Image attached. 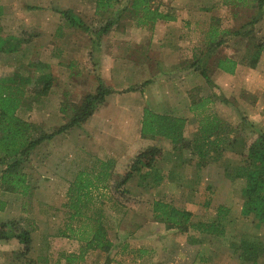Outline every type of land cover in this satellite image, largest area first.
<instances>
[{
  "label": "crops",
  "instance_id": "0c3cea01",
  "mask_svg": "<svg viewBox=\"0 0 264 264\" xmlns=\"http://www.w3.org/2000/svg\"><path fill=\"white\" fill-rule=\"evenodd\" d=\"M45 1L58 14L64 11L61 0ZM25 4L18 11L32 16L34 12H28ZM150 6L172 18L145 25L129 23L119 33L111 26L84 36L83 30L61 15L55 18L57 13L51 11L41 27L39 23L32 27L33 32H41L40 38L61 44L60 59L64 55L70 61L60 69L61 78L39 94L25 90L15 106L14 119L28 125L30 140L51 135L78 117L85 98L96 92L98 79L110 92L89 117L42 141L28 157L16 153L15 160L12 156L0 161V226L14 222L30 240L26 254H21L20 240H0V264L113 263L108 259L113 246L98 250L87 243L98 221L105 244L116 228L115 216L123 220L121 215L136 214L137 208L117 205L110 188L134 158L146 151H153L155 159L133 172L123 185L128 196L139 198L140 204H151L149 220L142 215V221L122 231L132 239L122 252L137 253L138 264L152 255V249L157 251L150 228L159 224L162 233H179L176 227L156 219L154 202L190 213L192 222L200 219L198 214L207 204L227 208L224 221L241 214L245 181L226 171L240 165L235 156L243 151L242 138L230 135L228 125L246 123L264 135V46L259 41L264 35L255 32L264 20H258L262 17L258 16V3L151 0ZM5 13L0 5V60H10L6 68L0 65V81L16 77L19 86V48L24 41L18 37L19 19ZM8 26L16 32L6 33ZM70 36H78L81 45L69 46ZM33 41L28 43L31 50ZM86 50L90 66L85 63L79 68L71 61L70 51L86 55ZM29 54L32 60L35 52ZM45 75L51 79L49 72ZM213 117L222 124L211 138L222 142L218 149L210 148L200 132ZM201 141L207 144L198 147ZM22 159L26 164L13 167L6 176L8 166ZM82 173L93 182V189L88 193V209L76 216L71 208L75 197L69 190ZM148 193L155 195L151 201L146 198ZM179 239H169L173 242L171 254L182 247ZM186 247L192 257L178 264H244L239 251L231 246L212 249L197 239ZM99 257L104 259L96 260Z\"/></svg>",
  "mask_w": 264,
  "mask_h": 264
},
{
  "label": "rangeland",
  "instance_id": "374dc122",
  "mask_svg": "<svg viewBox=\"0 0 264 264\" xmlns=\"http://www.w3.org/2000/svg\"><path fill=\"white\" fill-rule=\"evenodd\" d=\"M62 3V9L64 11H70V13L80 21L82 26L84 27L82 33L84 34H91V33H97L101 32L103 30V27L107 26L108 23H112V26L115 27V29H118L119 31H122L123 27H125L126 24L129 23H137L138 16L134 14L132 10L128 8V4L130 0H126L125 2H121L120 0H112V7L111 9H95V1L96 0H61ZM27 3V9L28 12H34L32 13V16H22V12L18 11V7L22 8V3ZM262 7H264V0L262 1ZM0 5H3L6 9L5 15H7L8 18H11V16L17 17L19 19V28H18V37L20 40H23L24 43L20 44L19 48V75L22 77V79H28L27 84L25 83V90H29L33 93H42L43 85H45V81L43 82V78L38 79L40 75L47 74L48 72L51 74V80L49 83H52L54 79L61 78L59 77V71L60 69H64L69 63L70 60L67 61L66 57L63 55V58L60 59L61 54L64 51L60 50L61 44L52 45L49 43V41L46 38H40L41 32L39 30H35L33 32L32 27L36 26V24H43L46 19V15L48 12H55L56 10L50 9V7L46 6L47 2H43V0H0ZM43 5L45 8H43ZM41 10L42 12H36ZM62 11V12H64ZM60 14H56L55 18H57ZM23 17V18H22ZM6 18V19H8ZM10 20V19H8ZM258 20H264V13H262V17ZM109 24V25H110ZM111 27V26H110ZM81 31V30H80ZM15 28L7 27L6 33H15ZM255 32H258V35H264V25L260 24L257 26ZM84 34V36H85ZM73 35V33H72ZM32 39V45L33 49L31 50L28 46L29 40ZM69 43L71 47L76 48L77 46L81 45V40L78 36H70L68 37ZM85 40V39H83ZM261 42V45L264 46V39H259ZM50 46H52V50L50 51ZM63 46V45H62ZM54 47V48H53ZM33 51L35 52L33 59L31 60L28 58L30 56L29 52ZM57 51V52H56ZM68 51V50H66ZM65 51V52H66ZM73 52L72 56H74V59L70 58L72 62H74L77 67H83L85 63L88 64V56H89V50H86V55L79 53V51H70ZM69 55L71 57V54L66 53V55ZM15 56V59H17V56ZM51 56V57H50ZM3 62V63H2ZM10 60H0V65H3L4 68H6V64H9ZM12 64L14 63V60L11 61ZM31 64H29V63ZM27 63L29 65H27ZM47 63H49V67H47ZM90 66V63L88 64V67ZM82 69V68H81ZM17 78L16 77H8L7 79L0 81V140L3 142H7L8 148L6 153L3 151L4 147L2 149V152L0 150L1 155L5 156H12L14 152L17 151L18 146H20L21 141L27 139V131H19L16 130V120L14 119V112H15V105L17 103H21L19 100L20 97L15 92H10L8 90L3 89L1 86L9 87L10 85L14 90H17L19 87L17 86ZM21 80V78H20ZM6 82H9L7 84ZM13 84V86H12ZM48 85V84H47ZM11 90V88L9 87ZM24 92V91H23ZM24 96V93H23ZM7 129V130H6ZM228 132H230V135L238 134L242 138V152H246L247 148L254 142V140L258 137V133L254 132L249 124L246 123H240L237 125H228ZM232 139V138H228ZM234 157V156H233ZM236 162L239 161L241 165H243L242 157L237 154L235 156ZM21 163L24 165L26 164V160L22 159ZM131 166V165H130ZM130 166L128 169H126L124 172L120 173L117 177L115 182L120 183L125 175L129 173ZM234 169H228L226 171V174L228 176H232ZM241 188V185L240 187ZM125 192V188L121 187L117 194H115L116 201L118 202L117 205L123 207L122 205H128L132 208H137L138 210L135 211L136 214H130L129 216L121 215L123 216V220H119V216H115V221L113 220L114 228L113 231H110V244L112 247L111 252L109 253L108 259L114 261L111 264H138L136 258L138 257L137 253H127L122 252L124 246L129 247V240L127 239L125 234L122 231H128L129 224L136 223L137 221H142L143 217L142 215H146V218H150V206L151 204L146 201L144 204H140L139 198H132L128 196V198H122L123 193ZM121 193V194H120ZM155 195L152 193H148L146 198L151 201L152 198H154ZM123 203V204H122ZM210 203V202H209ZM207 204L204 209L200 210V213L198 216L200 217L199 220H196L197 222H210L213 220L216 208L210 207V205ZM140 212V213H138ZM241 213V212H240ZM109 217H111L109 215ZM114 217V216H113ZM126 218V219H125ZM110 222V221H109ZM120 223V224H119ZM116 224H119V226ZM128 225V226H126ZM159 224L156 226H153V228H150L149 231L152 236L151 238L157 240L156 242L152 243L155 244L154 248L157 249V251H154L152 249V255L150 257H147L145 261L141 264H178L180 261H188V259H191L192 254L189 253L187 250L188 247H186L188 244V240L193 238L194 240H204L206 244L210 245L212 249H228L230 246H240L241 244L245 245H253L255 246V249H257V257L264 256V218L263 220H259L258 218H254L251 216L245 217L241 214H238L234 219L232 220H225L223 221L224 225V235L220 237H212L207 235H200L197 232L193 231H182L179 230V233H175V230L172 231V233H162L160 231L161 228L158 227ZM154 227L157 228V230L154 229ZM161 233V234H157ZM164 236V237H163ZM173 236L180 238V244H182V247L178 248L175 253L171 254V249L173 248V242L170 238ZM242 238V239H241ZM134 243V242H133ZM109 247V248H111ZM183 248V249H182ZM170 249V251H169ZM101 259L104 258H97L96 260L101 261ZM88 260V259H87ZM95 260V259H94ZM261 261V260H259ZM247 264V263H244Z\"/></svg>",
  "mask_w": 264,
  "mask_h": 264
},
{
  "label": "trees",
  "instance_id": "16d2710c",
  "mask_svg": "<svg viewBox=\"0 0 264 264\" xmlns=\"http://www.w3.org/2000/svg\"><path fill=\"white\" fill-rule=\"evenodd\" d=\"M259 6V15L264 13V7H262L263 0H255ZM117 2V0H115ZM151 0H130L128 4V8L134 12L136 16L139 15L137 24L138 25H145L149 22H155L157 20H169L172 17L169 13L159 11V9H152L150 6ZM112 7V0H98L97 1V10L103 9L106 10L111 9ZM70 25L77 27L80 30H83L84 27L80 23L78 19H76L70 11H64L59 13ZM107 26L103 27V32H105L112 23ZM261 46V45H260ZM258 52V51H257ZM19 88L14 90L10 85L9 87L1 86L3 89L8 90L10 92H15L20 97V101L23 97V93H25V86L27 84L28 79H22L19 75ZM43 78V82L45 81V85H43L42 92L46 90L49 86V81L51 80L50 77L48 78L45 74L40 75L38 79ZM1 84V82H0ZM9 84V83H7ZM48 84V85H47ZM24 91V92H23ZM110 92L109 89L105 88L104 83L102 80L98 79V87L96 92L93 95H88L85 98V105H83L84 109L82 113L75 117L69 124H65V126L60 127L55 133L42 136L38 139H29V129L28 125L20 120L16 123V130L19 131H27V139L21 141L20 146L16 152L12 154L13 160H15L16 153H19V157H28L31 150H33L38 144L42 141L50 139L53 135L59 134L69 127L78 124L89 117L96 109V106L103 103V97ZM18 104V103H17ZM17 104L15 106H17ZM14 106V107H15ZM222 128V124L220 121L213 117L211 121H208L206 124L201 126V133L204 135L203 140H209L207 143L210 144V148L218 149L222 142L217 141V139L211 140L212 136L217 133ZM7 130V129H6ZM201 141L198 147H201V144H207L206 142ZM4 147V152L6 153L8 144L7 142H3L0 140V150ZM239 155L242 157L243 165H239L237 168L234 169L232 177L236 179H242L245 181V188L243 190V203L241 209V215L245 217H249L252 215L254 218H258L259 220H263L264 218V135L258 133V137L254 140L252 144L247 148L246 152H241ZM11 156V157H12ZM156 154L153 151H146L137 155L131 163L130 171L125 175L123 180L120 183L114 182L111 192L112 194H117L118 190L123 187L125 181L131 177L133 172H138L142 165H146L147 167L150 166L151 162L155 159ZM10 156H5L0 154V161L5 162L9 160ZM21 161H14L10 164L7 168L6 176H9L12 172L13 167H19ZM85 175V174H84ZM83 173L79 174L76 178L74 185L70 187L69 193L73 197H75L74 201H71V208L74 209V213L76 216L82 215V210H87L89 206V190L93 189V182L89 178H84ZM19 178H23V175H19ZM84 178V179H83ZM124 192V191H123ZM121 194V193H120ZM128 198L126 192L123 193L122 198ZM153 212L156 214V219L166 222L168 225H172L176 227L178 230L182 231H193L197 232L198 234H204L207 236L212 237H220L224 235V225L223 221L228 215L229 210L225 207H218L216 209L215 216L213 220L210 222H192L190 213L186 211L177 210L170 205L164 204L162 202H154L153 203ZM97 224V223H96ZM103 230L102 224L99 225V221L97 224V229L88 240L87 246L98 249L104 250L111 247L110 243H102L104 240L103 237ZM9 238H16L20 240L19 242L22 244L21 254H26L29 251V234L27 232H22L18 230L16 224L14 222H10L0 226V240H6ZM197 243V240L193 238L188 240V244ZM107 245L108 247L106 248ZM232 248L239 251V258L243 263L247 264H264V256L257 257V249L255 246L241 244L240 246L235 247L234 245ZM261 260V261H259Z\"/></svg>",
  "mask_w": 264,
  "mask_h": 264
}]
</instances>
